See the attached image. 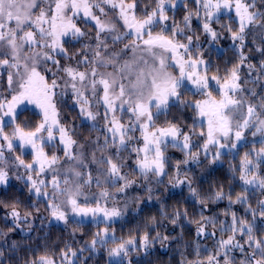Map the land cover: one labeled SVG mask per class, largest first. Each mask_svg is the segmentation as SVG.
<instances>
[{
  "label": "snow or ice",
  "instance_id": "obj_1",
  "mask_svg": "<svg viewBox=\"0 0 264 264\" xmlns=\"http://www.w3.org/2000/svg\"><path fill=\"white\" fill-rule=\"evenodd\" d=\"M192 4L194 8L188 9L185 0L182 6L187 11L183 20L177 22L173 16L169 25L168 12L180 6L179 0H155V6L150 11L144 10L140 14L137 11L140 0H0V75L7 76L8 92L7 96L0 93V185L8 184L9 167L23 168L30 184L29 193L49 201L46 209L54 219L68 223L70 209L75 216L91 215L96 219L102 215L105 221H112L121 216V211L117 206L109 208L107 201L118 204L121 194H126L137 183L136 180L129 179L128 173L124 171L126 166H131L122 153L127 152L128 158L133 160L135 168L131 171L147 182L143 186L149 193L152 189L147 185L155 177L157 184H163L164 179H168L173 187L187 185L192 195L197 196V190L191 186L187 172L181 178V165L199 160L201 152L194 149L202 150L205 156L215 149L212 156L215 162L220 159L223 149H236L245 139V130L254 127L252 135H261L260 148L245 152L239 167L230 169L233 178L238 175L243 186L235 200L232 198V191L225 193L221 185L208 196L201 197L199 202L203 205L227 198L230 205H247L246 211L253 220L259 216L264 221V199L257 203L259 211L253 209L248 201L249 188H258L264 195V173L260 172L264 166V97H261L257 106L236 95L242 91L239 69L248 60L243 48L247 35L251 34L249 30L259 29L253 35V41L255 42V35H259L264 41V0H259V8L257 0H192ZM105 6L115 10L117 20L101 19V16L109 15ZM93 9L98 10L100 15ZM227 13L235 14L237 28H232L231 17L228 24L220 27L230 33L234 43L238 42V63L226 69L223 77L219 75V69L217 74L209 77L211 66L203 58L199 43L194 44V40L198 42L200 37L195 35L192 20L195 17L200 21L203 33L215 42L221 33L212 24H219ZM78 20L94 21L95 45L82 46L83 54H76L81 55L76 60V67L71 63L61 65L57 56L68 61L76 58L69 54L65 44L70 40L80 41L88 37L78 26ZM118 22H122L125 31L118 29ZM189 32L193 34H188ZM103 33L110 34L112 51H109L108 38ZM121 43L123 47L117 50L115 46ZM87 49H92L91 56ZM194 50L198 55H193ZM256 51L264 54V48L258 47ZM80 65L85 70L81 71ZM247 67L250 71L256 70V66L251 63ZM258 70L264 74V59ZM48 73H51L50 77ZM60 73L64 75L61 76ZM257 79H261V76ZM213 81L218 86L219 98L213 95ZM186 83L195 89L193 96L204 98L193 102L185 101L181 89L189 91ZM68 87L72 89L75 103L80 105V115L87 120L96 121L100 115L99 111L92 110L93 101L97 107L102 106L104 109L103 119L109 135L104 136L102 145L99 138L92 141L96 148L92 152L91 163L104 169L98 171L95 177L91 171L84 173L80 170L89 168V164L85 162L83 152L77 155L73 150L74 146L84 148L85 145L79 144L69 128L61 124L57 97L63 92L58 94L56 90ZM89 92L90 96L86 95ZM251 95L255 96L256 92L252 91ZM25 103L34 105L42 114L43 118L34 130L17 123V109ZM174 106L191 109L199 120H206L207 132L202 130L203 126L198 124L197 119L193 120L187 130L177 122L167 120ZM245 107L246 113L242 111ZM258 107L261 111L257 110ZM125 116L128 118L127 122H124ZM161 116L166 118V126L158 127L156 122ZM198 126L201 127L199 136L204 137V140L202 144L194 145L192 138L197 135ZM6 127H12L10 135L5 131ZM96 127L94 124L93 128ZM137 131L143 146H132L130 149V142L136 139L134 134ZM56 134L59 135V143L64 146L65 160L74 162L67 168L62 180L57 175L59 169L56 167L61 163V157L45 152V147L52 144ZM14 141H18L21 148H31V162H26L21 155L15 156L14 160L5 157V145L7 152L11 153L15 149ZM168 147L178 149L186 156L184 160L175 161L174 175H169L166 170L171 159L165 155ZM108 148L114 151L104 155L103 150ZM96 151H101L99 158L96 157ZM132 153H135V157ZM49 171L53 173L51 194L46 191V179L42 178ZM105 183L115 191L110 192L108 188H104L99 193V199L93 201L94 207L88 203V196H84L83 202L78 199L84 195L82 190L85 187L90 188L95 184L100 188ZM101 200L105 202L103 206ZM17 203L9 205L0 200V205L11 207L10 216L14 223L26 220L30 215L26 213L22 217L17 210ZM36 210L39 211L38 208ZM187 215L186 210L183 213L176 210L166 218L176 225L181 216ZM193 222L197 224V236H214L215 233L207 232L206 228L209 224L215 226L217 223L221 224V235H228L226 239L217 241L218 248L205 259L184 258L181 264H237L236 257L228 255L230 251L241 253L239 264H264V235L255 234L252 222L238 218L232 212L231 224L228 225L227 222L205 216L203 209L200 219ZM149 224L152 226L145 225L144 234L139 241L135 237L117 240L114 232L109 235L110 225L106 226L95 234L89 248L95 251L98 247L103 248L112 243L116 246L109 250V257L121 258L128 257L130 251L136 250L138 245L147 250L157 240L163 243L170 239V236H161L156 231L155 217L150 219ZM16 226L19 227V224L16 223ZM11 230L10 228L9 231ZM238 236L244 239H238ZM80 251L83 252L84 249ZM69 252L72 257H77V253L71 248L61 250L62 264L63 260H67L68 264H75L74 260L68 259ZM196 255H200L198 243ZM2 256L3 253L0 252V257ZM28 264H56V261L48 255H40ZM117 264H123V260H118Z\"/></svg>",
  "mask_w": 264,
  "mask_h": 264
},
{
  "label": "trees",
  "instance_id": "obj_2",
  "mask_svg": "<svg viewBox=\"0 0 264 264\" xmlns=\"http://www.w3.org/2000/svg\"><path fill=\"white\" fill-rule=\"evenodd\" d=\"M187 2L188 9H190L192 4L189 1ZM154 6L155 0H140V7L137 11L140 14L144 10L150 11ZM257 7H261L259 0H257ZM186 11L187 9L184 7H179L175 12L177 20L182 21ZM229 17L231 16L224 15L219 24H212V27L221 33L217 41H211L201 31L199 45L203 50V58L211 66V71L209 72L211 76L217 74V69H219V75L223 77L226 69H230L234 64L238 63L240 51L238 42L234 46L230 33L220 27V25H226L230 22ZM231 20V26L235 30L237 28L236 20L233 17H231ZM199 22L193 19V25H197ZM87 26L94 29L91 25ZM259 31V29L249 30L251 34L247 35L243 48L244 55L248 57L245 62L253 61L257 63V61L264 58V54L256 51L258 47L264 48V41L260 39L259 35H255V42L253 41V35ZM89 33L87 32V34ZM83 45L84 42L82 40L77 43H67L66 47L69 54L74 55L76 58L68 61L60 57L61 60L65 61V63L76 61L81 56L76 54H81ZM218 49H222V51H218ZM247 70L248 68L245 65H242L239 69L241 76V82L239 83L245 89H247L248 83H252L251 79L257 74L256 70L247 74ZM242 75H244V78H242ZM261 78H264V74L261 75ZM3 84L5 85V80L2 82L1 88H4ZM262 88L264 87H261L259 93L262 92ZM213 93L217 96L215 92ZM201 97L199 95L193 96L191 91L183 92V99L187 101L193 102ZM247 97L249 100L252 99L248 94ZM58 101L57 108L60 112L61 122L71 129L73 136L77 140L90 142L92 129H89L86 123L80 121V113H77L76 109L72 108L69 100L59 98ZM196 118V114L191 109L178 106L172 107L167 116V120L177 122L185 130L191 127L193 120ZM165 119L164 116H161L156 122L157 126H166ZM40 121V114L33 110L23 109L18 113L17 123L21 126H27L29 129L34 130ZM202 126V130L205 131V126ZM200 131L201 127L198 126L196 129L197 135L192 138L194 145L202 144L204 140V137L199 136ZM255 142L260 145L259 141ZM47 149L50 152H58L59 156H63V151L59 147L54 146ZM16 150L19 151V149ZM194 150L200 151V149ZM16 155L21 154L19 152L18 154H13V156ZM165 155L171 158L169 167L166 170L169 175H174L173 166L175 161L184 160L186 156L178 149L172 147L166 150ZM21 158L29 161L32 156L25 154L21 155ZM128 163L130 162L128 161ZM238 163L239 157H233L226 152L222 153L219 162H213L209 157L201 158L199 156L198 162L189 161L187 165H181L183 169L181 178H183L184 172H187L191 186L197 190V196L192 195L187 185L173 187L168 179H164L163 184H157L155 182L157 178L155 177L152 178V183L147 185L152 189L151 193H149L143 186L147 182L132 174L131 169L133 167L129 164L131 168L127 167L126 171L128 170V175L131 179L137 181V188L120 201V205L124 208L125 204L133 200V204L136 203V208L126 211L122 223L110 225V230L116 234L117 240L135 237L139 241L144 234L145 225L151 227L152 225L149 224V221L155 217L157 222L156 231L161 236H170V239L163 243L157 240L147 250L140 248L138 245L136 250L130 251L128 257H123V264H181L184 258L193 260L197 257V243L199 250L203 253L199 257H206L208 252L202 250V248L204 246L214 247L215 241L220 237L227 236V233L222 236L220 233L221 224L217 223L215 226L209 224L206 228L207 232L215 233L214 236H197V224L193 221L200 219L202 209L205 216H210L217 221L227 222L228 225L231 221L232 212H235L237 216H249L245 213L247 205L237 203L230 205L227 198L219 201H209L203 205L199 202L201 197L208 196L221 185L225 193L229 190L232 191V198L235 200L236 195L240 193L243 186L239 181L238 175L235 179L233 178L230 169L239 167ZM260 172L264 173V166L261 167ZM248 192L249 203L253 209L259 211L257 203L259 200L264 199V195H262L260 189L258 192L255 189L248 190ZM0 200L7 202L9 205L18 202L17 210L22 217L26 213H30L26 220L22 219L16 222L19 224V227H17L10 216L11 207L0 205V252L3 253V256L0 257V262L2 264H28L29 261L37 259L40 255H48L56 259L62 256L61 250L67 251L68 248L76 251L84 249L83 252L77 255L75 264H117L114 261L109 263L105 253L93 254L92 252L91 254L88 248L95 234L105 224L79 223L71 219H68V223L64 224L50 223L48 221L50 211L46 209L47 201L44 198L30 194L29 185L21 181H12L5 186L0 185ZM37 208L39 211L36 210ZM176 210L181 213L186 210L188 215L186 217L181 216L177 224L173 225L166 217L171 216ZM225 212L228 214L225 215ZM258 227L264 228V221L260 217L258 219ZM10 228L12 229L11 231H9ZM152 235L154 236L155 232Z\"/></svg>",
  "mask_w": 264,
  "mask_h": 264
},
{
  "label": "rangeland",
  "instance_id": "obj_3",
  "mask_svg": "<svg viewBox=\"0 0 264 264\" xmlns=\"http://www.w3.org/2000/svg\"><path fill=\"white\" fill-rule=\"evenodd\" d=\"M184 1H185V0H179V4H180V6H178V7H177L176 9H174V10H169L168 15H169L170 19H169V21L167 22L169 25H171V23H172V19H171V18H172L173 16L175 17V20H176L177 22H180L179 20H177V18H176V16H175V12H176V10H177L179 7H183L182 5H183ZM187 1H189V2L192 4V0H187ZM187 1H186V2H187ZM187 4H188V2H187ZM192 8H193V4H192V7H190V9H192ZM105 10H106V12H108L109 15H108V16H101V19H102V20H105V21H107V20H109V19L117 20V16H116V14H115V10H112V9H110V8H107V6H105ZM93 11H94L97 15H100V13H99L98 10L93 9ZM138 14H139V12H138ZM225 15L231 16V17H233L235 20L237 19V18L235 17V14H234V13H227V14H225ZM193 19H195V17H193ZM198 22H199V21H198ZM77 23H78V26L81 28L82 31H84V32H86V33H87V32H90V33L88 34V37H93V39H91V40L88 39V37H84V38H82L81 40L84 42V44L95 45V39H94V37H95V35H96V28H95V23H94V21H91V20L80 21V20H78ZM198 24H199V25H198ZM198 24H197V25H193V20H192V28L195 30V35H198V36L201 38L202 23L199 22ZM87 25H91L92 27H94V29H91V28L88 27ZM117 27H118V29H119L120 31H125V29H123L122 22H118V23H117ZM157 31H159V29H157ZM92 32H93V33H92ZM202 33H203V31H202ZM188 34H193V33H192V32H189ZM102 35L108 38V42H109V51H112V50H113V46H112V44H111V36H110V34H108V33H103ZM69 42H71V43H75V42H76V43H77L78 41L70 40ZM69 42H68V43H69ZM185 42H186V41H185ZM232 42H233V41H232ZM195 43H199V41L197 42V41L194 40V44H195ZM236 43H237V42H236ZM66 44H67V43H66ZM66 44H65V48L67 49ZM237 44H238V43H237ZM233 45L235 46V43H234V42H233ZM122 47H123V44H122V43H121V44H118V45L115 46V48H116L117 50H118L119 48H122ZM67 50H68V49H67ZM78 51H79V49H78ZM87 51H88V53H89V56H91L92 49H87ZM218 51H222V49H218ZM82 54H83V53L81 52V55H82ZM193 55H198V53L194 50ZM80 58H81V56H80L77 60H79ZM57 59L60 60V64H61V65L68 64V63H65V61L63 62V61L61 60L60 56H57ZM263 59H264V58H263ZM261 60H262V59H261ZM261 60L257 61V63H254L253 61H252V62H245L244 65H245L246 67H247V64H248V63H251V64L255 65V66H256V72H257V74H256L255 77H253V78L251 79L252 83H248L249 85H248L247 89L243 88V85L240 84V85H241V89H242L243 91H242L241 93H239V92L236 93L237 97H242V98L248 100L250 103H254V104H256L257 106H258L259 103H260L261 97H264V88H262V92L259 93V91L261 90V87H264V78L257 79L258 76H261V75H262V74L259 72V70H258V69H259V65H260ZM71 64H72L73 67H76V66H77V65H76V61L71 62ZM49 66L51 67V62H49ZM79 67H80V70H81V71L85 70L83 65H80ZM247 68H248V67H247ZM109 70H110V69H109ZM102 71H103V69H102ZM176 71H177V73H178V70H176ZM250 72H251V71L248 69V70H247V74H249ZM48 75L51 76V73H48ZM60 75L63 76L64 74H63V73H60ZM209 77H211V75H209ZM65 78H66V77H65ZM242 78H244V75H242ZM4 80H5V85L3 84L4 88H1L2 82H3ZM62 82H63V81H61V83H62ZM239 82H241V76H240V81H239ZM186 88L189 89V91H191V92H194V91H195V89L192 88L191 84H187V83H186ZM211 88H212L213 92H215V93L217 94V88H218V86L216 85V83H215L214 81L211 82ZM56 91H57L58 94L61 93V92H63L62 95H58L57 99H59V98H63L64 100H69V103L72 104V108H75L76 111H77V113H80V105H78V104L75 103V96L73 95V92H72L71 87H68V88H65V89H59V88H58ZM181 91H182V93H183L185 90H184V89H181ZM252 91H255V92H256V95H255V96H252V95H251V92H252ZM0 93H2L4 96H7V95H8V92H7V76H6V74H5V75H0ZM247 94L250 95V96L252 97V99L249 100L248 97H247ZM86 95H89V96H90V92H89V93H86ZM213 95L215 96L214 93H213ZM67 97H68V99H67ZM9 98H10V97H9ZM203 98H204V97H201L200 99H203ZM217 98H219L218 95H217ZM185 101H187V100H185ZM188 102H192V101H188ZM23 109H30V110H33V111L37 112L38 114H40V117H41V120H42L43 117H42V114H41V112H40V109L36 108L34 105L25 103V104L21 105L20 108L17 109V112L19 113V112H20L21 110H23ZM92 110H93V111H99V112H100V115L97 117V120H96V121L87 120V119H86L84 116H82V115L79 116L80 121L86 123V124L89 126V129H92V131H91L92 136H91V138H90V142H88V141H85V142H84V141H79V140H77V139L73 136V134H72V132H71V129H70L69 127H68V128H69V131H70V133L72 134L73 138L76 139V140L78 141L79 144H83V145H85L84 148H78V147L74 146V149H73V150L76 152L77 155H79L81 152H83V153L85 154V157H86V161H85V162L89 164V168H84V169H80V170H81L82 172H84V173H87L88 171H91L92 174H93V176L95 177V176L97 175V172H98V171H103L104 169H100V168H98V166H97L96 164L91 163V160H92V152H93V150L96 148V145H95L94 143H92V141H95L96 138H99V142H100V144L102 145L103 142H104V136H105V135H109V134H108L107 131H106L105 122H104V119H103V113H104V109H103V107H102V106L97 107V105L95 104V101H93V107H92ZM257 110H258V111H261V109H260L259 107L257 108ZM242 111H243L244 113H246V107H245ZM118 115H119V114H118ZM60 119H61V117H60ZM127 119H128L127 116H125V117H124V122H127ZM196 119H197V121H198L199 124H202V125L205 126V133H206V132H207V122H206V120H199L198 117H197ZM5 120H6V122H7L8 124H11V121H9L8 118H5ZM61 124L64 125V126H66V125L63 124L62 122H61ZM94 124L97 125L96 128H93V125H94ZM12 127H14V125H13ZM12 127H6V129H5V131H6L9 135L11 134ZM158 127H159V126H158ZM254 130H255L254 127L245 130V133H244L245 139L239 143L238 147H237L236 149L225 148V149L222 150V153H226V152H227L229 155H231V156H233V157H239V163H238V164L240 165V161H241V159L243 158V155H244L245 152H253V149H254V148H255L256 150H258V149L260 148V146H261V145H258L257 142H255V141H260V140H261V135H260V133H257L256 136H253V135H252V132H253ZM45 135H46V134H45ZM134 135H135V138H136V139H134L132 142H130V149H131L132 146H137V147H142V146H143V141H142V138L140 137V133H139V131H137ZM137 141H139V143H137ZM14 144H15V149H14V151L11 152V153L7 152L6 145H5V157H6V158H8V159H13V160H14V159H15V156H13V154H18V152H19L21 155L30 154V155L32 156V150H31V148H21V146L19 145V142H18V141H14ZM54 146L61 148L62 151H63V147H64V146H63L62 144L59 143V135H58V134H56V139L52 142V144H49L47 147H45V152H47V153H49V154H50V153H52V154L55 153L56 155L59 156L58 152H50V151H48V149H47L48 147H54ZM170 148H171V147H168V149H170ZM16 149H19V151H17ZM168 149H167V150H168ZM53 151H54V150H53ZM55 151H56V148H55ZM112 151H114V149L108 148V149H106V150H103V154H104V155H108V153H109V152H112ZM214 151H215V149H212V150L208 153V155L205 156V155L203 154L202 150H200V152H201L200 157H201V158H208V157H209L210 160H213V159H212V156H213V152H214ZM122 155H123L126 159H128V161L130 162V163H128V164H131L132 167L135 168V163L133 162L132 159L128 158V153H127V152H124V153H122ZM16 156H17V155H16ZM100 156H101V151H96V157L99 158ZM132 156L135 157V153H132ZM221 156H222V155H221ZM60 157H61V163L58 164L56 167L59 169V172L57 173V175H58V176L60 177V179L62 180V179H63V176L66 174V170H67V168H68L70 165H72L74 162H72V161H66L65 158H64V153H63V156H60ZM22 159L25 160V158H22ZM32 159H33V156H32V158H31V160H29V161L25 160V161H26V162H31ZM217 161L219 162V160H217ZM76 167H77V168H80L79 165H76ZM126 168H127V166L124 168V171H125L126 173H128V170L126 171ZM133 168H132V169H133ZM8 171H9V182H12V181H13V182H14V181H15V182H16V181H21V182H23V183L28 184L29 187H30V184H29V182H28V180H27V174H26V172H25V170H24L23 168H12V167H9V168H8ZM129 172H130V171H129ZM131 173H132V171H131ZM132 174H133V173H132ZM33 175H34V174H33ZM52 176H53V173H52L51 171H49V172H47V173L45 174L44 177H42V178L46 179V182L48 183V187H47L46 191H48L50 194H51V192H52V188H51V179H52ZM128 176H129V175H128ZM137 176H138V175H137ZM17 177H19V178H17ZM34 178H35V176H34ZM102 179H103V177H102ZM129 179H131V178L129 177ZM9 182H8V184H9ZM2 186H5V185H2ZM62 187H63V185H62ZM104 188H108V190H109L110 192H114V191H115L114 189L108 187V185H107L106 183H105V184H102V186H101L100 188H97L96 185L93 184L90 188L85 187V188L82 190L83 193H84V195L78 197V199H79L81 202H83V201H84V196L86 195V196H88V203H89L91 206L94 207L95 204L93 203V201L96 200V199H99V193H100ZM136 188H137V183H136V185H134L132 188H129V189L127 190L126 194H121V196H120V200H119L118 204H116V205H114L113 202H112L111 200L107 201V206H108L109 208H111L112 206H117V207H119V209H120V211H121V216H120L119 218H115V219L112 220V221H105V220L103 219V216H102V215H99L96 219H93V218L91 217V215H89V216H87V217H80V216H75V215H73V214L71 213L70 209H69V211H68V219L75 220V221H77V222H79V223H87V222H91V223H94V224H97V223H103V224H105V226L102 227V228L100 229V231H102V230L106 227V225L109 226V225H114V224H121L122 221H123V217L125 216V212L128 211V210H131V208L135 209V208H136V203L133 204V200H131L129 203L125 204V205H127L128 207H127V209L124 210L125 207L123 208V206L120 205V201H122L123 199H125V197H127V196H128L129 194H131L134 190H136ZM252 189H255L256 192L259 191L258 188H249V190H252ZM40 198H43V197H40ZM61 199H63V198L61 197ZM45 200H46V199H45ZM46 201H47V204H48L49 201H48V200H46ZM100 203H101L102 206L105 204V202H104L103 200H101ZM245 211H246V210H245ZM245 213H246L247 215H249V216H237V217H238V218H244V219L248 220L249 222H252V223L254 224V226H255V234H256L257 236L263 235V233H264V228H259V227H258V219H259V216H257L256 219L253 220L251 214H249L247 211H246ZM48 221H49L50 223H55V224H64V223H65L64 221H58V220L54 219V218L51 216V214L49 215ZM230 224H231V221H230L229 225H230ZM100 231H99V232H100ZM112 233H113V231L110 230V231H109V235H112ZM114 234H115V233H114ZM115 235H116V234H115ZM227 235H228V233H227ZM221 238L226 239L227 236H225V237H220L219 239H221ZM237 238H238V239H241V240L244 239L243 237H239V236H238ZM219 239H217V240L215 241L214 247L204 246V247L202 248V250L205 251V250L207 249L208 255L214 253V252L216 251V249L218 248V243H217V241H218ZM115 246H116L115 244L112 245V243H109L106 247H103V248L98 247L95 251L91 250V249L89 248V246H88V248L90 249V253H91V254H92V252H93V254H98V253H101V252L105 253V254L107 255L108 262L110 263V262H112V261L117 262L118 260L123 259V257H121V258H117V257H112V258H110V257H109V255H108L109 250H110L111 248L115 247ZM72 251H75V252L77 253V255H79L80 252H81V251H76V250H72ZM199 252H200V255L203 254V253L201 252V250H199ZM228 255H229L230 257H231V256H235L236 259H237V264H239V260L242 258V257H241V253L238 252V251H234V252H233V251H230V252L228 253ZM205 258H206V257L203 258L202 256H200V257L197 256V257L194 258L193 260H196V259H205ZM52 259H54V258H52ZM68 259H71V260L76 261V260H77V257H72V256H71V253L69 252V254H68ZM54 260L56 261V264H62V256H60L59 258H56V259H54ZM63 264H68V261H67V260H63Z\"/></svg>",
  "mask_w": 264,
  "mask_h": 264
}]
</instances>
